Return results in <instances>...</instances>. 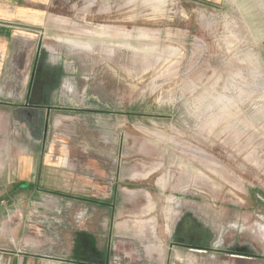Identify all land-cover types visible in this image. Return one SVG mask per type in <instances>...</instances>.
<instances>
[{"label":"rangeland","instance_id":"rangeland-1","mask_svg":"<svg viewBox=\"0 0 264 264\" xmlns=\"http://www.w3.org/2000/svg\"><path fill=\"white\" fill-rule=\"evenodd\" d=\"M56 4L55 25L29 24L41 32L26 59L48 46L36 159L64 176L36 203L11 185L4 220L39 224L57 258L88 235L128 264H264V0ZM187 216L211 251L174 244ZM238 242L260 257L217 253Z\"/></svg>","mask_w":264,"mask_h":264},{"label":"crops","instance_id":"crops-1","mask_svg":"<svg viewBox=\"0 0 264 264\" xmlns=\"http://www.w3.org/2000/svg\"><path fill=\"white\" fill-rule=\"evenodd\" d=\"M56 5V0H0V199L14 185L13 192L18 194L31 191L30 198L36 203L45 194L42 190L55 189L56 177L64 176V171L60 170L64 163L36 159V86L33 79L38 55L48 46L38 43L37 49L32 51V59H26L31 51L27 42L38 37L37 29H30L29 24L36 26L33 28L48 30L58 21L56 10L52 9ZM20 54L22 59L18 58ZM28 68H31L32 82L24 91L26 84L21 81L19 72ZM14 71L17 78L12 74ZM19 81L23 83L19 84ZM28 102L33 108L26 105ZM28 109L30 113L25 111ZM26 128L34 136L33 143L28 146L24 143ZM4 204V201L0 202V264H81L77 262L78 258L87 260L92 256L97 259L109 254L108 248L99 246L87 235L76 238L75 245H72V251L75 249L73 257L57 258L56 239L49 234L41 238L39 224L5 221L3 216L7 218L10 208ZM113 261L121 262V259L114 257Z\"/></svg>","mask_w":264,"mask_h":264},{"label":"flooded vegetation","instance_id":"flooded-vegetation-1","mask_svg":"<svg viewBox=\"0 0 264 264\" xmlns=\"http://www.w3.org/2000/svg\"><path fill=\"white\" fill-rule=\"evenodd\" d=\"M43 64L38 61L36 71H39L42 69ZM36 71L34 72L35 77L33 79L35 86L38 82V86L40 87H47L50 86V82L46 83L44 80L47 79L46 74H41V71H39L36 74ZM36 76L39 77V80L36 81ZM51 77H54L53 74H49V79ZM36 89V88H35ZM45 90V89H43ZM43 94V93H42ZM36 98V95H34ZM26 105H30V102H28ZM33 106V104H32ZM31 106V107H32ZM36 106V104H35ZM33 108V107H32ZM31 108V109H32ZM27 113L28 110H25ZM84 237V236H83ZM174 244L178 245L180 248L183 249H192L195 251H211L213 245L211 244V234L208 232L207 229L202 227L201 223L195 222V220H191L190 216H187L186 218H183L180 223H178L176 227V233H175V242ZM219 251H217L218 254L227 255V256H235L240 258H258L260 255L256 253L253 248L251 249L247 244H244L243 242L235 243L233 246L229 247H221L216 248ZM77 262L81 264H128L127 260H121L114 262L113 259H111L110 254L106 253L105 256H102L97 259L94 257H88L87 260H77Z\"/></svg>","mask_w":264,"mask_h":264}]
</instances>
